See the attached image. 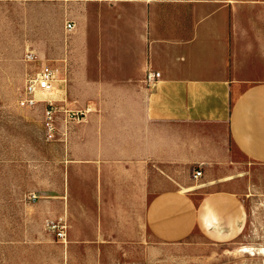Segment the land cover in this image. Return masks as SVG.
<instances>
[{"label": "crops", "instance_id": "obj_1", "mask_svg": "<svg viewBox=\"0 0 264 264\" xmlns=\"http://www.w3.org/2000/svg\"><path fill=\"white\" fill-rule=\"evenodd\" d=\"M75 5L54 98L89 111L57 122L62 168L41 204L66 224L55 264H140L246 230L259 239L264 0ZM147 70L160 73L154 86Z\"/></svg>", "mask_w": 264, "mask_h": 264}, {"label": "rangeland", "instance_id": "obj_2", "mask_svg": "<svg viewBox=\"0 0 264 264\" xmlns=\"http://www.w3.org/2000/svg\"><path fill=\"white\" fill-rule=\"evenodd\" d=\"M78 2L0 0V264H55L58 259L49 226L59 218L50 217L41 204L62 168L61 148L46 138L44 105L22 108L18 99L37 66L26 62L27 53L39 62L67 57L72 35L67 25ZM260 210L259 239L246 230V239L216 246L201 240L195 248L168 249L140 264H264V251L258 250L264 249L263 205ZM128 263L138 264L122 262Z\"/></svg>", "mask_w": 264, "mask_h": 264}, {"label": "built area", "instance_id": "obj_3", "mask_svg": "<svg viewBox=\"0 0 264 264\" xmlns=\"http://www.w3.org/2000/svg\"><path fill=\"white\" fill-rule=\"evenodd\" d=\"M67 28L72 29V24H68ZM26 62L37 64V66L25 82L23 92L18 99V105L22 108H33L38 103H42L44 105L43 125L46 138L48 141H56L57 122L60 117L66 124L80 122L89 109L73 111L69 110L66 105H59L61 102L54 98L58 94V90L56 89L57 71L53 61L39 62L35 55L27 53ZM159 77L160 73L147 70L145 83L149 87L154 86ZM201 174V171L197 170L194 172V178H199ZM30 199L35 201L37 197L32 195ZM49 229L59 241L66 240V224L63 222L52 223Z\"/></svg>", "mask_w": 264, "mask_h": 264}, {"label": "bare ground", "instance_id": "obj_4", "mask_svg": "<svg viewBox=\"0 0 264 264\" xmlns=\"http://www.w3.org/2000/svg\"><path fill=\"white\" fill-rule=\"evenodd\" d=\"M261 250L264 251V249H260V251H261ZM249 251H253V250H249ZM244 252H248V250L245 249Z\"/></svg>", "mask_w": 264, "mask_h": 264}]
</instances>
